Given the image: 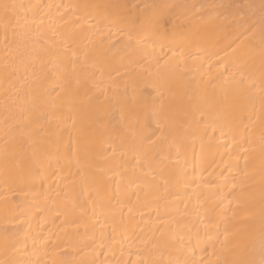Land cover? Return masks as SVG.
Instances as JSON below:
<instances>
[{
    "label": "bare ground",
    "instance_id": "6f19581e",
    "mask_svg": "<svg viewBox=\"0 0 264 264\" xmlns=\"http://www.w3.org/2000/svg\"><path fill=\"white\" fill-rule=\"evenodd\" d=\"M262 262L264 0H0V264Z\"/></svg>",
    "mask_w": 264,
    "mask_h": 264
},
{
    "label": "snow or ice",
    "instance_id": "6c2138e0",
    "mask_svg": "<svg viewBox=\"0 0 264 264\" xmlns=\"http://www.w3.org/2000/svg\"><path fill=\"white\" fill-rule=\"evenodd\" d=\"M5 7H7V5H5ZM160 20H156L155 22H154V26L156 27V28H159V26H160ZM262 264H264V262H262Z\"/></svg>",
    "mask_w": 264,
    "mask_h": 264
}]
</instances>
